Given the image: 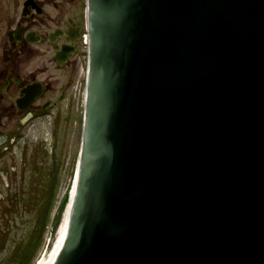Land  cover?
<instances>
[{"label": "water", "instance_id": "1", "mask_svg": "<svg viewBox=\"0 0 264 264\" xmlns=\"http://www.w3.org/2000/svg\"><path fill=\"white\" fill-rule=\"evenodd\" d=\"M87 15L54 264H264V0H88Z\"/></svg>", "mask_w": 264, "mask_h": 264}, {"label": "flooded vegetation", "instance_id": "2", "mask_svg": "<svg viewBox=\"0 0 264 264\" xmlns=\"http://www.w3.org/2000/svg\"><path fill=\"white\" fill-rule=\"evenodd\" d=\"M83 13L80 0H0L1 153L14 133L4 121L45 118L68 99L72 79L59 92L54 73L75 71L87 56Z\"/></svg>", "mask_w": 264, "mask_h": 264}, {"label": "rangeland", "instance_id": "3", "mask_svg": "<svg viewBox=\"0 0 264 264\" xmlns=\"http://www.w3.org/2000/svg\"><path fill=\"white\" fill-rule=\"evenodd\" d=\"M84 9V18L80 22L82 27V52L87 55L86 35V0H80ZM87 56L79 63L73 72H55L59 79L55 82L57 91L66 85L68 78L72 79L69 97L62 102L58 110H54L45 118L29 123H20L15 119L7 123L6 129L14 132L10 139L7 151L0 152V220L9 236L5 240L4 248L0 251V263L8 258L16 243L28 237L35 226V211L28 208L21 198L18 207L11 206L12 214L6 226L2 210L6 201L13 200L15 193H22L21 189L27 188L39 174L43 175L44 182L49 179L56 181V204L50 216L47 231L38 249L36 259L48 255L56 240V230H51L54 213L72 182V172L80 146L82 135V119L84 113V91L86 85ZM10 126V127H8ZM20 128L18 129V127ZM48 152V154H47ZM34 177V178H33ZM27 201V200H26ZM45 241V244L43 243ZM44 244V245H43Z\"/></svg>", "mask_w": 264, "mask_h": 264}, {"label": "trees", "instance_id": "4", "mask_svg": "<svg viewBox=\"0 0 264 264\" xmlns=\"http://www.w3.org/2000/svg\"><path fill=\"white\" fill-rule=\"evenodd\" d=\"M74 168L75 163L73 169ZM73 173L74 170L72 172V175ZM48 178L49 179L47 180V182H44L43 175L39 174V178H36L35 181H33L32 179L30 186H27L28 189H26V187L24 189H21V191H23L24 193V196H22L21 192H17L15 193V197H13V200L11 199L6 201L7 204L4 205L2 214L3 220L7 227L9 225L7 217L9 218L12 215L10 213V208L11 206L15 208L18 207L22 197L24 198V203H26V205L24 206H27L28 208L35 211V226L29 233L27 238L15 244L8 258L4 259V261L0 264H35L38 249L42 244L43 236L47 231L50 216L52 215L57 201L55 193L57 183L54 179L50 180V173ZM67 202L68 194L64 196L58 209V213L54 220V229L57 228L60 222ZM8 236L9 231L4 230L0 220V251L3 250L5 240Z\"/></svg>", "mask_w": 264, "mask_h": 264}, {"label": "bare ground", "instance_id": "5", "mask_svg": "<svg viewBox=\"0 0 264 264\" xmlns=\"http://www.w3.org/2000/svg\"><path fill=\"white\" fill-rule=\"evenodd\" d=\"M75 186L76 185L74 184L71 190V198L69 204L66 207L63 219L58 227L56 240L52 246V249L48 255L41 257L37 264H54L61 252V249L67 237L70 209H71L73 197L75 196L74 194Z\"/></svg>", "mask_w": 264, "mask_h": 264}]
</instances>
